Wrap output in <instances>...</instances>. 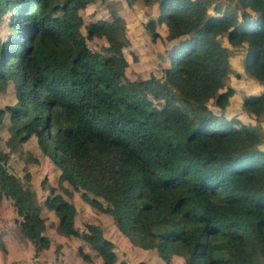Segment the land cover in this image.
Masks as SVG:
<instances>
[{
  "label": "trees",
  "instance_id": "16d2710c",
  "mask_svg": "<svg viewBox=\"0 0 264 264\" xmlns=\"http://www.w3.org/2000/svg\"><path fill=\"white\" fill-rule=\"evenodd\" d=\"M158 2L168 37L187 36L165 69L178 97L153 78L123 80L115 53L88 47L76 15L88 0H0V22L11 12L9 34L0 38V90L13 82L18 101L8 112L16 123L27 117L19 130L36 136L61 177L110 214L133 245L156 249L166 264L173 255L184 264H264L263 139L255 126L208 105L224 110L234 93L223 90L234 70L220 37L245 44L244 70L264 83V0H236L210 15V0ZM147 28L158 35L153 22ZM120 30L105 21L88 25L89 36ZM242 106L262 115L264 91ZM2 195L22 217L19 228L34 256L48 249L45 220L0 155ZM45 204L61 234L80 238L101 264H116L101 229L90 222L76 227L73 202L52 192ZM79 254L90 260L81 247Z\"/></svg>",
  "mask_w": 264,
  "mask_h": 264
},
{
  "label": "rangeland",
  "instance_id": "374dc122",
  "mask_svg": "<svg viewBox=\"0 0 264 264\" xmlns=\"http://www.w3.org/2000/svg\"><path fill=\"white\" fill-rule=\"evenodd\" d=\"M65 1L60 0L61 3ZM235 3L236 0H210L208 13L214 14V7L218 5L223 12L230 10ZM10 13L8 11L0 22L2 40L9 34ZM165 14L158 0H88L84 8L76 11L80 22L78 33L85 38L91 50L102 55L109 56L115 53L118 56L120 60L118 71L123 80L153 78L155 81L166 84V95L178 97L179 92L166 75L165 69L170 66L173 51L183 46L187 36L170 39L169 30L163 18ZM101 21L117 23L121 30L116 36L109 34L89 36L88 25ZM150 22H153L158 35L148 30L147 25ZM218 41L220 47L226 51L234 70L223 78L225 84L223 90L232 87L234 93L224 110L214 106L212 100L208 105L216 114L223 113L228 118L238 119L244 124L255 126L263 139L260 146L264 149V113L256 118L242 106L245 97L258 95L264 91V83L254 79L244 70L245 44L231 45L226 36L220 37ZM183 50L187 52L191 50V47H183ZM13 89L14 84L10 81L4 90H0V155L8 171L23 188L24 195L37 205L39 216L45 220L42 233L50 239L51 248L40 249L37 257L34 256L36 258L34 262L37 260L42 264H100L101 262L96 252L80 238L65 236L58 231L57 218L45 204L46 198L52 192H56L74 203L75 225L78 229L83 230L87 222L93 223L102 230L105 237L113 242L118 254L116 264L121 262L123 264H166L161 261L155 249L148 250L133 245L129 238L119 231L110 214L98 211L84 201L80 192L74 190L71 184L61 177L59 168L40 150L36 136L19 130L23 122H27V117L23 116L24 121L20 123L11 119L8 106L15 108L18 105ZM21 219L22 217L15 211L12 199L5 195L0 196V237L6 236L9 241L13 238L10 242L17 247L22 246L20 238L23 234L19 228ZM5 246L0 239V253L4 255L6 263L12 264L10 252L13 245H8L10 252ZM79 246L90 254L89 261L82 259ZM23 252V259L29 262V251L23 250ZM171 264H184V259L182 256L174 255Z\"/></svg>",
  "mask_w": 264,
  "mask_h": 264
},
{
  "label": "crops",
  "instance_id": "0c3cea01",
  "mask_svg": "<svg viewBox=\"0 0 264 264\" xmlns=\"http://www.w3.org/2000/svg\"><path fill=\"white\" fill-rule=\"evenodd\" d=\"M0 239H1V242L3 243V244H5L6 246V248L8 249V252H10V248H9V246L8 245H13V248H12V250H11V252H10V256H12V259H13V261H12V264H42V263H40V262H38V260L36 261V262H34V260H36V258H34V254H35V251H34V246L32 245V243L27 239V238H25L24 237V235L23 236H21V238L20 239H22L21 240V242H22V246H19L18 245V247H17V245H14L13 243H11L10 241H12V239L9 241V240H7V238H6V236H3V235H1V237H0ZM25 239L27 240L26 242H25ZM10 242V243H9ZM113 243V242H112ZM114 245V244H113ZM51 246V245H50ZM23 247H24V249H23ZM31 247V248H30ZM80 247V246H79ZM79 247H78V249H79ZM114 247H115V245H114ZM49 248H51V247H49ZM48 248V249H49ZM23 250L26 252V251H29V259H30V261L28 262V261H26V260H24L23 259V257H24V252H23ZM46 250V249H45ZM149 250V249H148ZM156 250V249H155ZM114 251H115V248H114ZM87 252V251H86ZM116 252V251H115ZM157 252V251H156ZM55 254V253H54ZM116 254H117V252H116ZM158 255V254H157ZM98 256V255H97ZM174 256V255H173ZM35 257H37V256H35ZM99 257V256H98ZM117 257H118V254H117ZM101 259V258H100ZM161 259V258H160ZM172 259H173V257H172ZM102 261V260H101ZM162 261V260H161ZM0 264H8V263H6V261L4 260V255L2 256L1 255V253H0ZM100 264H101V262H100Z\"/></svg>",
  "mask_w": 264,
  "mask_h": 264
}]
</instances>
